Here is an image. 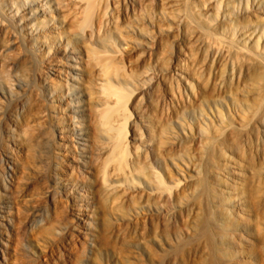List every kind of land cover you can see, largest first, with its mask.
<instances>
[{
  "label": "rangeland",
  "instance_id": "1",
  "mask_svg": "<svg viewBox=\"0 0 264 264\" xmlns=\"http://www.w3.org/2000/svg\"><path fill=\"white\" fill-rule=\"evenodd\" d=\"M31 1L44 9L41 55L0 51V215L12 217L7 234L0 226V264H264V69L233 65L230 52L264 62V0H62L55 19L47 0ZM69 53L82 57L92 173L63 165L54 194L34 75ZM234 167L253 168V201L229 179Z\"/></svg>",
  "mask_w": 264,
  "mask_h": 264
},
{
  "label": "bare ground",
  "instance_id": "2",
  "mask_svg": "<svg viewBox=\"0 0 264 264\" xmlns=\"http://www.w3.org/2000/svg\"><path fill=\"white\" fill-rule=\"evenodd\" d=\"M199 1H201V3L203 2L202 0ZM43 4L47 8V13H49L50 19H55L56 17H58V15H62L65 12L66 4H63L62 0H47L44 1ZM203 9L205 10L206 8L203 6ZM38 11L44 13V9L41 8L40 10H38L34 2L31 0H0V37L4 36L5 39L7 40L6 45L4 44L0 45V51L1 50L3 51L6 50L9 52H11V50L19 51V49L22 47V49H24V52L28 53L30 56L32 55L37 58L39 57V55H41V54H37L38 49H36L35 47H37L38 44L37 42L38 41L40 42L41 38L46 37V33L43 29H40V27L42 28L43 24H41V22L43 21L39 20V18L37 17ZM104 14L103 13L101 14L100 22L104 20L105 18ZM45 17L46 15L43 16V19H45ZM52 27L56 28L55 25ZM56 33L53 34L56 35ZM230 52H232V54L235 56V61L232 63L233 65H236L241 68L245 63H249V64L259 63V65H261L264 69L263 61L261 60L258 61V59H256L254 56H252L247 52L245 53V51H242V49L239 50L236 49L234 51L231 50ZM8 54L5 53V55ZM81 59H82L81 55H75L73 53H69L65 56L63 61L59 62L60 67L57 66L54 67L48 65H45L44 68L40 67L38 69V72H36L34 75L35 79L33 78L38 83V87H39L38 91L36 92V94L38 95L37 97H41L42 100L47 103L46 113H44V117L46 118L44 119L50 121L49 122L50 136L47 135L49 136V138L46 139V144L50 146L54 158L53 160L55 161L54 173L52 174V180L54 181V188H55V189L53 188L54 194H56L59 191L56 185H62L59 184V182L60 180H62L63 178L62 176L67 174L64 171L65 170L64 166L67 167V170L70 171L69 174L71 173L73 174L76 172L83 176L86 173H92L91 168L87 166L88 161L82 158L83 155H85L86 157L88 155L87 153L91 146L90 145L91 132L88 126L89 123H88L87 113L86 111H84L85 108L80 107L83 105L82 103L84 102L82 96L86 94L85 91L87 90L84 85L85 79L82 76L83 70L79 64V61ZM44 63L49 64L50 61H46ZM4 65L5 63L3 62L1 63L0 61L1 71L2 69L5 70ZM177 70L180 69L177 68ZM181 72H183V70ZM87 74L90 75V73ZM27 77H25V79ZM261 77H262L261 72H257V71L254 72L253 74L254 79L261 80L262 79ZM9 81L10 80L8 79L3 81L4 84L8 85L9 89H14L16 88V86H20L22 88L21 84L15 83L13 85L10 84ZM68 94H71L70 98L66 97ZM62 105L64 106L65 111L63 113L61 112L60 114L59 107H62ZM78 107L81 108L80 111L77 110ZM259 109L264 110V100L260 103ZM247 120H248L247 117L246 118L241 117L238 123L244 126L247 123ZM8 128L11 129L10 127ZM24 131L26 132L27 129H25ZM220 136L221 133L217 130H214L213 137L219 138ZM9 140L11 143L8 146L11 153L13 154L12 150L16 149L14 146H16L17 143L13 138H10ZM64 149L71 150V156H70L71 161L67 162L66 165L61 155L62 153L61 150ZM15 160L16 159L13 158L12 155L10 156L9 154L6 153L3 155L5 168L11 172L15 170V165H16ZM235 169H237L238 171H235ZM252 170L253 168L250 167L249 168L234 167V170L231 169V173H234L237 176L236 177L232 176L229 178L230 180H234L238 184L240 188L239 190H243V192L246 194L244 200L249 202L253 201V195L254 193H256L254 189L252 190L250 188L251 183L249 182V180L251 177L253 179ZM6 179L0 180V196L1 197L4 196L5 198H7L6 192L7 190H9L8 188L9 184ZM54 200L55 198L53 199V201ZM87 209L90 210V208ZM7 215H10L9 211H7L5 215H0V219L2 218L7 221L6 223H3L0 220V226L5 228L6 234L10 226L12 225V217L10 216L8 217ZM85 217L91 219V222L85 220L86 222L84 223V226L87 229L89 228L91 230L92 224L94 223V220L92 218L95 216L86 213ZM85 234H91L92 236H94L95 233L89 231V233H85ZM96 236L97 235H95L94 237ZM0 240L2 239L0 238ZM91 244L92 243L90 244L87 243V245H91ZM93 246L94 245H91V247ZM0 255L2 257V260L6 261L4 256L5 251L1 248H0Z\"/></svg>",
  "mask_w": 264,
  "mask_h": 264
}]
</instances>
